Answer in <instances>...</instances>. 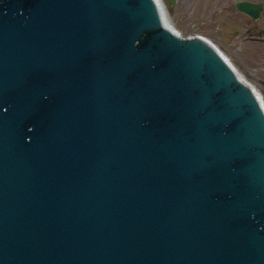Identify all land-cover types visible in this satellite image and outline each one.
I'll list each match as a JSON object with an SVG mask.
<instances>
[{"label": "water", "instance_id": "water-1", "mask_svg": "<svg viewBox=\"0 0 264 264\" xmlns=\"http://www.w3.org/2000/svg\"><path fill=\"white\" fill-rule=\"evenodd\" d=\"M0 264H264V90L160 0H0Z\"/></svg>", "mask_w": 264, "mask_h": 264}, {"label": "rangeland", "instance_id": "rangeland-1", "mask_svg": "<svg viewBox=\"0 0 264 264\" xmlns=\"http://www.w3.org/2000/svg\"><path fill=\"white\" fill-rule=\"evenodd\" d=\"M169 9V19L172 25L179 30L182 35L202 34L217 45V47L230 59L237 70L254 87L263 90L262 79L264 77V42L251 40L246 37L247 25H241V22L249 23L250 19L231 22L224 20L217 28L216 23H211L208 30L192 27L184 17V3L182 0H176L173 10L169 0H165ZM237 34H239L237 36ZM236 35V36H235Z\"/></svg>", "mask_w": 264, "mask_h": 264}, {"label": "flooded vegetation", "instance_id": "flooded-vegetation-1", "mask_svg": "<svg viewBox=\"0 0 264 264\" xmlns=\"http://www.w3.org/2000/svg\"><path fill=\"white\" fill-rule=\"evenodd\" d=\"M184 3V17L187 22L197 29H206L211 23H216L217 28L224 20L238 22L250 19L249 23L241 22V25H247L246 37L254 41L264 42V0H248L257 4V15L241 9L238 1L242 0H182ZM176 0H169L173 10ZM209 31V30H208ZM214 33L213 31H209ZM239 34H237L238 36ZM236 36V35H235ZM264 65V59L262 60ZM264 79V77H259ZM263 84V83H262ZM264 88V85H263Z\"/></svg>", "mask_w": 264, "mask_h": 264}, {"label": "bare ground", "instance_id": "bare-ground-1", "mask_svg": "<svg viewBox=\"0 0 264 264\" xmlns=\"http://www.w3.org/2000/svg\"><path fill=\"white\" fill-rule=\"evenodd\" d=\"M160 3H161V7H162V9H163V12H164V14H165L166 20L168 21L169 24H172V23L170 22L168 9H167V7H166V4H165L164 0H160Z\"/></svg>", "mask_w": 264, "mask_h": 264}]
</instances>
